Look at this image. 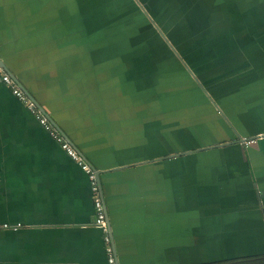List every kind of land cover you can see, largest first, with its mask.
<instances>
[{
    "label": "crops",
    "instance_id": "0c3cea01",
    "mask_svg": "<svg viewBox=\"0 0 264 264\" xmlns=\"http://www.w3.org/2000/svg\"><path fill=\"white\" fill-rule=\"evenodd\" d=\"M0 60L99 172L118 264L264 254V0H0ZM0 222V264H108L87 174L4 84Z\"/></svg>",
    "mask_w": 264,
    "mask_h": 264
},
{
    "label": "built area",
    "instance_id": "2783aa9c",
    "mask_svg": "<svg viewBox=\"0 0 264 264\" xmlns=\"http://www.w3.org/2000/svg\"><path fill=\"white\" fill-rule=\"evenodd\" d=\"M0 84H4L19 101L24 103L28 110L34 114L36 119L45 129L50 133L52 138L60 145L65 153L72 158L87 174L91 199L94 209V225L100 228L104 235L103 240L105 244V253L108 264H118L115 247L109 233V226L107 221V213L105 204L99 187L98 179L96 177L95 169L79 154L75 147L64 137V135L55 128L49 121L46 115L40 111L35 103L26 95V93L18 86L13 77L2 67L0 63ZM246 142H251L246 141ZM245 142V143H246ZM21 227V223L0 222V231L13 230L16 231Z\"/></svg>",
    "mask_w": 264,
    "mask_h": 264
},
{
    "label": "rangeland",
    "instance_id": "374dc122",
    "mask_svg": "<svg viewBox=\"0 0 264 264\" xmlns=\"http://www.w3.org/2000/svg\"><path fill=\"white\" fill-rule=\"evenodd\" d=\"M250 249H235V250H228V249H217L212 247L210 254L206 255L208 260H216V259H228L230 257H238L243 256L248 253H252ZM203 257V256H202ZM204 258V257H203Z\"/></svg>",
    "mask_w": 264,
    "mask_h": 264
},
{
    "label": "trees",
    "instance_id": "16d2710c",
    "mask_svg": "<svg viewBox=\"0 0 264 264\" xmlns=\"http://www.w3.org/2000/svg\"><path fill=\"white\" fill-rule=\"evenodd\" d=\"M212 264H264V254L237 257Z\"/></svg>",
    "mask_w": 264,
    "mask_h": 264
},
{
    "label": "water",
    "instance_id": "95a60500",
    "mask_svg": "<svg viewBox=\"0 0 264 264\" xmlns=\"http://www.w3.org/2000/svg\"><path fill=\"white\" fill-rule=\"evenodd\" d=\"M0 63H1V65H2V67L9 73V71L4 67L5 65H4V63L0 60ZM11 75V74H10ZM14 78V77H13ZM31 98V97H30ZM38 105V104H37ZM39 106V105H38ZM40 107V106H39ZM49 121H50V123L54 126V127H56V125L53 123V121L51 120V119H49ZM58 130H60V129H58ZM248 140H250V138L249 139H240L239 141L240 142H246V141H248ZM95 173H96V177H97V179H98V183H99V187H100V190H101V184H100V179H99V172L97 171V170H95ZM101 194H102V190H101ZM102 197H103V194H102ZM103 201H104V199H103ZM105 204V203H104ZM105 209H106V206H105ZM107 213V212H106ZM107 221H108V226H109V233H110V235H111V229H110V222H109V220H108V215H107ZM111 238H112V235H111Z\"/></svg>",
    "mask_w": 264,
    "mask_h": 264
}]
</instances>
